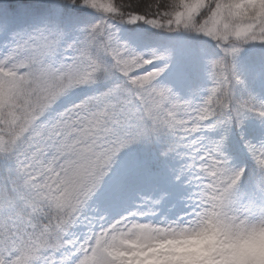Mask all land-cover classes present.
Returning <instances> with one entry per match:
<instances>
[{
    "label": "snow or ice",
    "instance_id": "obj_1",
    "mask_svg": "<svg viewBox=\"0 0 264 264\" xmlns=\"http://www.w3.org/2000/svg\"><path fill=\"white\" fill-rule=\"evenodd\" d=\"M67 2L100 14L82 40L61 49L62 32L40 30L0 57V264H91L98 237L148 214H109L123 200L108 177L122 150L151 136H171L170 151L190 149L187 167L203 185L196 206L204 195L235 189L243 175L226 166L225 134L205 148L201 133H224L233 117L251 111L233 100L231 85L240 81L225 54L241 43H264V25L232 15V0H199L187 12L154 0L143 14L117 0ZM117 23L213 41L221 55L209 62L213 87L203 103L180 102L156 86L165 69L149 66L164 57L120 43ZM257 114L264 118V110ZM248 152L264 170V146Z\"/></svg>",
    "mask_w": 264,
    "mask_h": 264
},
{
    "label": "rangeland",
    "instance_id": "obj_2",
    "mask_svg": "<svg viewBox=\"0 0 264 264\" xmlns=\"http://www.w3.org/2000/svg\"><path fill=\"white\" fill-rule=\"evenodd\" d=\"M57 7V3L50 4L45 13L40 15L41 19L29 17L34 19L33 21H28V13L13 14L0 9V29H2L0 57L15 47L21 38H26L40 30L62 32L64 38L60 47L66 48L67 45L82 40L87 29L100 19L99 13L85 7H74L70 10V15L62 14V9ZM115 28L119 42L126 44L135 53L145 56L154 53L164 57L149 66L152 69L161 67L165 69L154 81L156 86L170 89L171 94L180 102H191L193 106L203 103L210 88L213 87L209 62L221 55L219 49L212 46L208 38L205 37L203 42L200 41L195 45H189L187 41L180 39V35L151 40L140 33L129 31L123 24L117 23ZM258 44H260L259 39L256 42L244 44L234 60L247 66L251 58L257 55L254 49ZM70 54L69 51L66 55ZM60 59L61 55L58 54L56 60ZM257 68L259 74L264 76V59ZM187 71H193L191 77L195 75L196 90L195 93L184 95L186 85L184 81L187 82L184 76ZM222 134H225L226 138L221 151L229 169L241 170L245 162L255 164L248 152V147L259 148L264 146V142L248 136H237L232 127V121L226 125L224 133L219 129L203 131L202 146L206 148ZM189 163H191L190 149L182 146L175 150L168 161H162L156 168L135 165L126 171H121L120 164L115 162L108 181L111 182L115 178L118 182L123 204L115 209L109 208L107 211L109 214H127L129 211L137 210L147 212L148 214L140 215L137 219L140 222L153 224L181 222L190 217L196 209V199L203 185L196 179L195 171L188 169ZM261 199H264V189L254 201Z\"/></svg>",
    "mask_w": 264,
    "mask_h": 264
},
{
    "label": "clouds",
    "instance_id": "obj_3",
    "mask_svg": "<svg viewBox=\"0 0 264 264\" xmlns=\"http://www.w3.org/2000/svg\"><path fill=\"white\" fill-rule=\"evenodd\" d=\"M169 3L186 12L200 6L199 0ZM228 11L245 23L256 19L264 25V0H232ZM243 45L225 54L227 63ZM222 110L219 106L217 114ZM91 252V264H264V199L239 205L233 188L216 197L204 195L183 221L129 220L98 237Z\"/></svg>",
    "mask_w": 264,
    "mask_h": 264
},
{
    "label": "trees",
    "instance_id": "obj_4",
    "mask_svg": "<svg viewBox=\"0 0 264 264\" xmlns=\"http://www.w3.org/2000/svg\"><path fill=\"white\" fill-rule=\"evenodd\" d=\"M117 2L132 3L133 10L138 13H145L148 4L154 0H117ZM167 3L168 0H163ZM58 5L57 8L62 9V14L66 15L70 10H73L77 5H72L67 0H0V9L5 12L18 14L23 12L28 13L29 17L35 19L40 18L42 13L48 9L50 4ZM155 12V9L152 10ZM48 12V11H47ZM29 19L28 21H33ZM120 24V23H118ZM124 26L131 32L140 33L143 37L153 39H163L171 35H180V39L187 41L192 45L203 42L206 38L202 35L187 32V31H167L153 29L152 27L143 23L127 24ZM175 40L174 38H171ZM209 40V39H208ZM212 46L216 47L215 43L209 40ZM176 47V45H175ZM178 48V47H176ZM254 51L256 56L252 57L249 64L246 66L238 60H234V70L236 72L239 84L233 82L231 85L233 92V100L238 104H244L251 111L245 110L240 113L238 117H233L232 127L234 132L239 137L248 136L252 139L264 142V118H261L257 113L264 110V76L259 74L258 64L264 59V43L256 46ZM194 69V68H192ZM193 71H187L184 79H187L185 85L184 95L195 93V75L191 77ZM191 77V78H190ZM187 87V89H186ZM175 143L174 139L167 133H160L158 136H151L148 139L142 140L138 143L131 144L116 158V163L120 164L121 171H126L135 165L149 166L156 168L157 164L162 161H168L175 151H170V147ZM243 175L238 185L234 189V197L239 205H246L253 202L258 194H261L264 186H262V173L251 162H245L243 168Z\"/></svg>",
    "mask_w": 264,
    "mask_h": 264
}]
</instances>
